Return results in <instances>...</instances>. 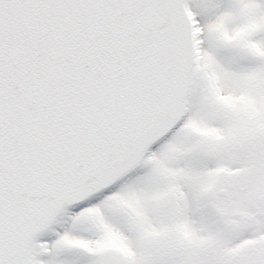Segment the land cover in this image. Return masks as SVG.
<instances>
[{
	"label": "snow or ice",
	"instance_id": "6c2138e0",
	"mask_svg": "<svg viewBox=\"0 0 264 264\" xmlns=\"http://www.w3.org/2000/svg\"><path fill=\"white\" fill-rule=\"evenodd\" d=\"M0 264H264V0H0Z\"/></svg>",
	"mask_w": 264,
	"mask_h": 264
}]
</instances>
